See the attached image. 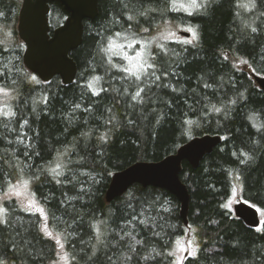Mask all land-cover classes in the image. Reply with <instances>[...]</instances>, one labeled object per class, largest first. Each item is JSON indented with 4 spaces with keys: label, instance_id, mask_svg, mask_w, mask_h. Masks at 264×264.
<instances>
[{
    "label": "trees",
    "instance_id": "trees-1",
    "mask_svg": "<svg viewBox=\"0 0 264 264\" xmlns=\"http://www.w3.org/2000/svg\"><path fill=\"white\" fill-rule=\"evenodd\" d=\"M22 1L0 0V28L11 27L16 36L11 44L0 42V87L15 113L0 119V191L29 182L47 226L63 238L69 264H176L168 253L187 237L195 252L182 264H264V91L250 74L264 75V0L251 11L238 6L249 0H211L199 11L180 8L190 0H174L175 8L173 0H99L98 17L85 20L83 43L72 52L78 74L69 85L59 76L45 83L26 68L16 29ZM50 6L53 30L67 12L58 2ZM150 8L159 12L139 15ZM165 22L175 34L192 28L196 35L191 43L160 40L165 51L151 45L155 68L148 71L155 75L125 79L123 55L102 50L109 38L125 49V36L136 33L142 43ZM137 85L143 91L133 101ZM204 134L223 140L198 167L182 164L180 178L191 195L188 225L165 189L137 184L106 201L116 171L159 161ZM57 163L64 165L60 176L49 171ZM233 188L259 209L261 227L223 206ZM3 218L4 264H52L58 245L41 231L39 213L6 203Z\"/></svg>",
    "mask_w": 264,
    "mask_h": 264
},
{
    "label": "water",
    "instance_id": "water-1",
    "mask_svg": "<svg viewBox=\"0 0 264 264\" xmlns=\"http://www.w3.org/2000/svg\"><path fill=\"white\" fill-rule=\"evenodd\" d=\"M51 2H58L67 12L63 24L52 30L49 14ZM99 0H23L19 12L17 31L25 44L23 62L26 68L41 81L49 82L59 76L65 85L72 84L78 74V64L72 52L84 40L85 20L99 15ZM182 35L190 36L188 32ZM258 87L264 91V75L250 73ZM218 134L192 137L172 153L159 161H138L116 171L106 191V201L111 202L126 194L134 185L165 189L180 202V216L188 225L190 191L180 178L184 161L194 168L222 142ZM235 216L246 225L259 228L263 220L259 209L239 200L233 206Z\"/></svg>",
    "mask_w": 264,
    "mask_h": 264
},
{
    "label": "snow or ice",
    "instance_id": "snow-or-ice-1",
    "mask_svg": "<svg viewBox=\"0 0 264 264\" xmlns=\"http://www.w3.org/2000/svg\"><path fill=\"white\" fill-rule=\"evenodd\" d=\"M211 2V0H190V3L187 4V6H185L184 4H180V8H186V10H194V11H199L200 9H206L208 4ZM241 8L247 9L249 11H251L252 9H254L256 7V0H249L248 3H242L240 5H238ZM125 7H127V5H125ZM172 7L175 8V2L173 0L172 3ZM155 12H159L158 8H150L147 11H143L140 12L139 15L141 16H145L147 17L149 15V13H155ZM192 14V11H189V15ZM3 13H0V16H2ZM262 15H264V13H262ZM161 17L163 18V13H161ZM128 21H133L134 20V16L133 15H128L127 17ZM129 27H131V25H129ZM143 32L147 33L150 31V28H143L142 29ZM186 31L192 32L193 36L195 37L196 33L195 30L192 28H188L186 29ZM257 29L255 27L252 28V32H256ZM156 33L155 35H153L150 39L144 41L143 43V48L140 51H136L135 50V45H140L141 44V40L136 39V33H132L131 37L125 36L124 38L126 40H128V44L127 47L133 49V51L135 52V55H128L127 52L123 53V59L128 61V64L126 66H122L120 67V71L123 73H126L127 76L125 77V79H131L134 78L135 81H142L143 77H149L151 75H155L154 71L153 72H149V69H154L155 65L154 63L150 62L148 57H151V59L154 61L155 60V55L152 53L151 51V45L155 44V46L159 49H161L162 51H165L166 49L164 48V45L159 43L160 40H169L172 37L175 36V33L172 32L170 30V28L167 25V22H165L164 25H157L156 26ZM116 36H121L122 34L117 32L115 34ZM183 43H191V41H183ZM108 44H109V48L107 49H102L105 52L111 51L112 54L115 55H121L120 52L115 51V49H121L123 46L122 45H118L114 42V40L112 38H109L108 40ZM242 63H247V61H242ZM113 67H116V65H113ZM33 80H35V77H32ZM96 81L99 80V77L94 78ZM156 79H159V76L156 77ZM89 87H93L92 84L89 85ZM137 88H139V85H137ZM125 91H127V89H125ZM143 91L142 88H139L138 91H136L132 96L131 99L133 101H136L138 98L141 97V92ZM98 94V93H95ZM9 92L6 88L4 87H0V96L4 97L5 100L0 101V103L3 104V107H0V115H3L4 117H12L15 115L14 112H12L11 110H6L7 109V99L9 97ZM233 103H235V101H233ZM77 107H79V105H77ZM213 110L216 112H220L221 109L216 108L215 106H213ZM33 111H35V109H33ZM114 119V117H113ZM111 121H109L110 123ZM25 123H27V121H25ZM187 123L192 124L193 121L189 120L187 121ZM6 126V125H5ZM101 140H104L105 137L101 136L100 137ZM20 143H23V140L19 141ZM25 155H27V152H25ZM38 155V153H37ZM64 167L63 164L57 163L56 166L54 168H51L49 171L56 175V176H60L63 173L61 171H58V169H62ZM36 179H39V177H35ZM28 181H22L19 189L17 188L16 185H13L12 187V191L15 195L20 196L22 194V190H26L28 188ZM57 183H60L59 180H57ZM232 196L236 195V189L233 188ZM28 199V210H34L35 212L40 213L41 216L44 217L45 221L47 220V216L45 214V211L43 208L38 206V202L35 201L34 199V195H29L26 197ZM231 203V200H229L228 204H224V207H228L229 204ZM4 213H6V209H4L2 206H0V224H5L6 221L4 220L3 216ZM141 223H145V221H141ZM41 231L45 233L46 236H48L51 239H54L56 244L60 246L61 250L63 249L64 245L61 242L60 239V234L57 233L56 235H53V233L51 231L48 230L46 223L41 225ZM125 235L129 236L132 240L135 241V244H141L142 241L140 240H135V237L132 235L131 232H127L125 233ZM177 244V248L175 251L169 252L168 255L169 256H174L176 257V264H182V257L179 255V253L181 252H185L188 251L189 254H193L195 252V247L192 246V242H189V248L186 249L184 246L181 245L180 241L176 242ZM130 247H132L133 251L134 246L130 245ZM159 255V254H158ZM61 259L67 261V255L65 254L64 256L61 257ZM128 259H131V257H128ZM145 259H149V257H145ZM0 264H4V262L2 260H0Z\"/></svg>",
    "mask_w": 264,
    "mask_h": 264
},
{
    "label": "rangeland",
    "instance_id": "rangeland-1",
    "mask_svg": "<svg viewBox=\"0 0 264 264\" xmlns=\"http://www.w3.org/2000/svg\"><path fill=\"white\" fill-rule=\"evenodd\" d=\"M18 25V24H17ZM17 25H16V29H17ZM181 32H186V29H182L180 30L177 34H175L174 37H172L171 39L173 40H179V39H183V40H187V41H192L194 36L193 35H190V36H185V35H182ZM16 36H14V33L12 32V29L11 27H4V26H1L0 28V42L2 43H5V44H11L14 39H15ZM19 37V36H18ZM143 43L142 42L140 44V46H138V48H135L136 51H140L142 48H143ZM127 47V45L125 46ZM115 51H118L121 53V55H123L124 52H127L128 55H132L134 56L135 55V52L133 51V49L131 48H125V49H115ZM120 55V56H121ZM149 59V57H148ZM128 64V61L125 60V65L126 66ZM246 70H248L249 72L251 71V69L248 67ZM39 78V77H38ZM134 79V78H133ZM7 99V98H6ZM5 100L4 97L0 96V101H3ZM0 107H3V104L0 103ZM10 108H12L10 102L8 101L7 99V109L6 110H11ZM6 119V117H4L3 115H0V119ZM21 183H16V184H13V185H16L17 188L19 189V186H20ZM13 185H11L7 190L5 191H0V206H2L4 209H6V203H13V204H18L20 206H23L25 208L28 209L29 207V204H28V199L26 198L27 196L29 195H34L32 193V191L30 190V187L28 185V188L26 190H22V194L20 196H17L13 193L12 191V187ZM34 199L35 201L38 202V200L36 199V197L34 196ZM231 200V203L229 204V206L233 209V206L235 205V203H237L239 201V198L237 196V193L235 196H232L230 198ZM38 206L43 208L40 203L38 202ZM44 209V208H43ZM34 211V210H32ZM45 211V210H44ZM38 213V212H37ZM40 214V213H39ZM46 214V213H45ZM42 218L44 219V217L42 216ZM47 221V220H46ZM44 219V223H47ZM47 225V224H46ZM48 230L51 231L53 233V235H56L55 232H53L52 230L49 229V227L47 226ZM60 239H61V242L63 243L64 245V242H63V238L62 236L60 235ZM54 240V239H53ZM189 242H192L190 237H187V239L183 241V243L181 244L182 246H184L186 249L189 248ZM192 246L193 243H192ZM67 255L66 253V250H65V247H63V249L61 250L60 246L58 245V255L56 257V259L52 262V264H69V257L67 255V261L61 259L62 256L64 255ZM194 254V253H193ZM179 255L182 257V263H183V260L186 256L188 255H192V254H189L188 251H185V252H181L179 253Z\"/></svg>",
    "mask_w": 264,
    "mask_h": 264
},
{
    "label": "bare ground",
    "instance_id": "bare-ground-1",
    "mask_svg": "<svg viewBox=\"0 0 264 264\" xmlns=\"http://www.w3.org/2000/svg\"><path fill=\"white\" fill-rule=\"evenodd\" d=\"M223 140V139H222Z\"/></svg>",
    "mask_w": 264,
    "mask_h": 264
}]
</instances>
